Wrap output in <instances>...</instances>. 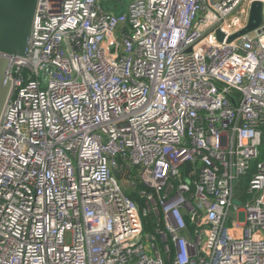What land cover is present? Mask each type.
<instances>
[{"label": "built area", "instance_id": "2783aa9c", "mask_svg": "<svg viewBox=\"0 0 264 264\" xmlns=\"http://www.w3.org/2000/svg\"><path fill=\"white\" fill-rule=\"evenodd\" d=\"M252 2L39 0L0 119V264H264V10L227 42Z\"/></svg>", "mask_w": 264, "mask_h": 264}, {"label": "water", "instance_id": "95a60500", "mask_svg": "<svg viewBox=\"0 0 264 264\" xmlns=\"http://www.w3.org/2000/svg\"><path fill=\"white\" fill-rule=\"evenodd\" d=\"M121 3L122 0H115ZM39 0H0V119L8 101L12 80L9 71L11 58H27L28 40L32 36ZM264 0H253L248 26L227 42L251 33L263 23ZM219 41L224 35L217 30ZM190 168V165H187Z\"/></svg>", "mask_w": 264, "mask_h": 264}, {"label": "rangeland", "instance_id": "374dc122", "mask_svg": "<svg viewBox=\"0 0 264 264\" xmlns=\"http://www.w3.org/2000/svg\"><path fill=\"white\" fill-rule=\"evenodd\" d=\"M132 1L133 0H122L121 3H116L114 0H101L104 8L109 9L117 14L125 12L127 10L128 5ZM238 193L240 195L241 191L239 190Z\"/></svg>", "mask_w": 264, "mask_h": 264}, {"label": "trees", "instance_id": "16d2710c", "mask_svg": "<svg viewBox=\"0 0 264 264\" xmlns=\"http://www.w3.org/2000/svg\"><path fill=\"white\" fill-rule=\"evenodd\" d=\"M115 1V0H114ZM116 2V1H115ZM117 3V2H116ZM141 201V200H140ZM145 229L148 232H153L155 227L157 226V223L155 222L154 218L149 216L144 219Z\"/></svg>", "mask_w": 264, "mask_h": 264}]
</instances>
